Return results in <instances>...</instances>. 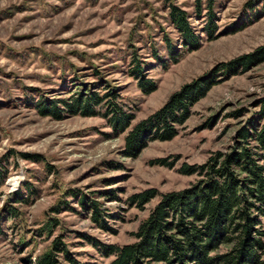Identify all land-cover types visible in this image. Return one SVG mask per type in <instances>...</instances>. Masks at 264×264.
Masks as SVG:
<instances>
[{"label": "rangeland", "instance_id": "1", "mask_svg": "<svg viewBox=\"0 0 264 264\" xmlns=\"http://www.w3.org/2000/svg\"><path fill=\"white\" fill-rule=\"evenodd\" d=\"M208 1L0 0V167L5 171L0 212L12 204V192L34 189L33 194L22 190L28 202L14 204L16 218L1 221L0 263L25 264L24 257L46 249L51 238L37 236L36 229L55 217L60 224L54 235L64 232L80 261L102 264L108 259L86 237L132 242L139 221L158 200L132 207L131 194L187 187L200 177L180 173L183 164L201 165L214 153L229 151L235 131L264 100V61L234 73L221 67L264 45V0H210L216 17L211 38L201 32L205 10L202 16L195 13L197 4ZM170 4L187 12L202 39L163 70L152 52L164 56L163 36H177L167 20ZM131 59L148 69L157 83L154 91L138 89L129 74ZM213 70L216 84L191 107L176 136L149 141L133 157L123 153L125 132H114L101 116L67 113L58 119L38 110L52 99H67L81 84L101 91L104 80L132 108L134 124L183 84ZM82 198L108 215L111 230L91 221ZM55 205L58 213L51 211ZM261 221L264 229V217Z\"/></svg>", "mask_w": 264, "mask_h": 264}, {"label": "trees", "instance_id": "2", "mask_svg": "<svg viewBox=\"0 0 264 264\" xmlns=\"http://www.w3.org/2000/svg\"><path fill=\"white\" fill-rule=\"evenodd\" d=\"M168 7L167 20L177 36L174 40L163 36L164 56L156 50L152 52L163 70L177 63L184 53L198 48L202 39L185 10L175 4ZM202 8L205 23L201 32L211 38L216 28L213 1L209 0L204 7L197 4V16H202ZM262 61L264 45L223 64L221 68L224 72L234 73L239 67ZM146 70L139 59H131L129 74L143 94L157 87ZM216 73L209 71L183 84L159 108L134 124L131 123L135 118L132 108L124 102L118 88L109 86L104 80L98 85L101 91L90 84H81V88L75 87L79 90L67 99H52L39 105L38 110L58 119L67 113L101 116L114 132H125L123 153L133 157L149 141H166L176 136L178 125L189 117L191 107L216 84ZM179 172L185 175L196 173L200 178L179 190L159 192L155 188H146L127 198L130 206L143 208L158 197L132 233V242L105 243L86 237L99 255L108 259L102 264H264L261 221L264 217V100L259 111L235 131L229 151L216 152L201 165L183 164ZM4 173L0 167V178L5 177ZM22 190H28L30 194L34 192L28 185L11 193L12 204H7L0 212V230L4 218L18 216L14 204L28 202ZM84 200L82 198L79 202L86 206L91 221L99 228L111 230L106 223L108 215H102L97 203L88 204ZM51 208L56 213L61 211L57 205ZM59 224L57 218L48 217L36 229L37 236L51 240L41 253L33 258L24 257L25 264H96L80 261L65 241L64 232L54 235Z\"/></svg>", "mask_w": 264, "mask_h": 264}]
</instances>
